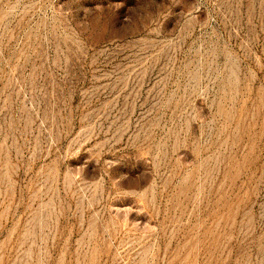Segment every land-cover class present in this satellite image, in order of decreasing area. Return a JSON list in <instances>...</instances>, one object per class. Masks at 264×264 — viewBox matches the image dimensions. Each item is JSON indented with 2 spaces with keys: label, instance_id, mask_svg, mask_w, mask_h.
Instances as JSON below:
<instances>
[{
  "label": "rangeland",
  "instance_id": "obj_1",
  "mask_svg": "<svg viewBox=\"0 0 264 264\" xmlns=\"http://www.w3.org/2000/svg\"><path fill=\"white\" fill-rule=\"evenodd\" d=\"M0 264H264V0H0Z\"/></svg>",
  "mask_w": 264,
  "mask_h": 264
}]
</instances>
